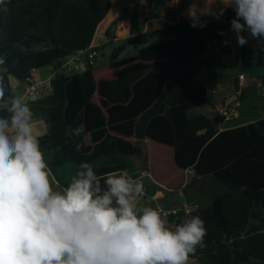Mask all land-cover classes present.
<instances>
[{"label": "trees", "instance_id": "1", "mask_svg": "<svg viewBox=\"0 0 264 264\" xmlns=\"http://www.w3.org/2000/svg\"><path fill=\"white\" fill-rule=\"evenodd\" d=\"M137 1L118 0L114 6ZM189 2L171 12L170 24L122 40L111 54L117 59L125 46L145 45L134 57L96 66L98 55L85 71L57 72L52 89L31 101L35 119L46 127L41 147L61 184L81 161L98 173L147 170L169 193L183 189L188 170L214 177L228 192L208 207L169 218L176 224L198 215L205 222V246L190 258L200 264L264 263V118L220 131L222 116L189 115L195 108H213L208 85L226 72L239 65L264 67V50L254 40L240 47L236 37L224 45L218 33L232 32L231 8L219 20L203 18L204 28L176 20L175 13ZM111 8V0H5L0 54L6 57V98L13 96L10 78L27 83L39 69L61 67L91 46ZM157 37L164 40L149 44ZM259 80L264 87V76ZM7 115L0 102V116ZM76 128L83 131L73 135Z\"/></svg>", "mask_w": 264, "mask_h": 264}, {"label": "clouds", "instance_id": "2", "mask_svg": "<svg viewBox=\"0 0 264 264\" xmlns=\"http://www.w3.org/2000/svg\"><path fill=\"white\" fill-rule=\"evenodd\" d=\"M229 8L237 45L254 40L264 50V0H191L184 15L190 27L204 28L203 18L219 20ZM5 65L0 54V102L8 113L0 116V264H189L205 246L201 217L171 225L167 213L141 202V179L123 170L98 173L87 161L61 184L42 150L31 101L6 98Z\"/></svg>", "mask_w": 264, "mask_h": 264}, {"label": "crops", "instance_id": "3", "mask_svg": "<svg viewBox=\"0 0 264 264\" xmlns=\"http://www.w3.org/2000/svg\"><path fill=\"white\" fill-rule=\"evenodd\" d=\"M157 1L158 0H138L137 2H135L133 4H125V5H121L120 7H113V9L110 12L118 10V11H120V16L117 19L118 21L116 20L117 23L115 24V26L113 28V32L111 33V35L109 37H106V35H105V37L103 39H101L99 45L100 44L102 45L103 43L107 44L110 42H121L122 40H124L128 37H131L134 35H139L142 33H146V32L151 31V30H158V29H161L163 26L170 24L171 23V17H170V21L167 24H165L166 21L163 18L165 16H167L169 10H170V14H171V12L174 10H177V8L179 6L178 7H170L169 6V0H160V4H158ZM178 13L179 12L175 13L176 20H181L183 17L178 15ZM169 16H171V15H169ZM141 18H143V20H144L143 30H142V32H139L138 23H139V20ZM163 22H165V23H163ZM93 44H95L94 41H93ZM55 68L58 70V72H61V71L67 72L65 69L63 70V68H61V67H55ZM242 74L245 75L244 73H239L238 76H235L233 78H227L226 77V78H223V79H221V80H219L213 84H209L208 85V88L210 90L209 95L211 98H212V96L216 95V99H214V100L212 99L213 108L209 107V106L203 107L200 114H203V115L207 116L208 118H214L217 115V111H218L220 105L223 103L224 99L229 97L231 94H233L235 92H241L242 99H243L244 89L247 85L246 84L247 78L245 76L244 80L239 79L240 75H242ZM11 79H14V78H10V83H11ZM32 80L35 82L41 81L40 75L37 72L33 73ZM257 81L261 85L260 80H257ZM28 85H29V82H27V85L25 86V88L23 89V91L21 93V95L27 96V98L29 97V95L33 94L31 92L28 93V89H27ZM11 86H12V84H11ZM13 87L14 86H12V93H13ZM13 96H14V94H13ZM262 118H264V113L262 114V117L259 119H262ZM235 121H236V119H231L227 123V126L229 128L243 126V125H246V124H249L251 122L256 121V119L253 118V119H248V120H239L237 122H235ZM38 127L42 133H44L46 131L45 124L41 120H40ZM138 173L139 172L132 173V175L135 178H139L142 180L143 186H144V189H145L147 195H149V196L157 195V196L161 197L159 199L160 200L159 202L163 205L164 208L172 209L174 207H181L183 205H190V206L198 205L200 207L198 200H189L188 196L186 195V193L184 191L186 189V187L188 186V184L190 183L189 182V176H188L189 174L192 175L194 177V179L201 180V177H196L194 175V171L192 169L187 171V173H186L187 174L186 184L183 187V189L177 193L167 192L164 188L155 184V182L152 180V178L150 176L139 177ZM210 203H212V200ZM146 205L154 207L153 202H147L146 201ZM166 220L170 223L169 219H166ZM170 224L174 225L172 223H170ZM189 264H200V262H199L198 258H190ZM255 264H264V263H258L257 262Z\"/></svg>", "mask_w": 264, "mask_h": 264}, {"label": "rangeland", "instance_id": "4", "mask_svg": "<svg viewBox=\"0 0 264 264\" xmlns=\"http://www.w3.org/2000/svg\"><path fill=\"white\" fill-rule=\"evenodd\" d=\"M183 2V0H182ZM181 2V3H182ZM191 2V1H190ZM160 4V0L157 1ZM181 3L179 5H181ZM139 6V5H138ZM187 7L178 13V15L186 18L184 13L186 12ZM170 10L163 19H165L167 24L170 21ZM187 19V18H186ZM161 24V23H160ZM101 27V24L98 26V29ZM226 35L223 36V41L225 39L235 38V33L227 32ZM96 35V34H95ZM164 39L157 37L151 39L149 44H155L162 42ZM121 42H110V43H103L99 48V57L97 59L96 66H101L104 64H109L114 61L124 60L131 57H134L138 50L144 47L145 45H133V46H125L123 51L119 54L117 59H113L111 54L114 48L120 46ZM219 43H216L211 46V48L206 52L205 55L210 54L215 48L218 46ZM96 46L95 44H93ZM54 69V65L52 66H45L37 71L40 75L41 81L48 79L52 75V70ZM184 70V68H182ZM242 72L246 76V87L244 89L243 99L241 100V107L238 109L237 112L234 113V117L232 119H236L235 122L239 120H248V119H256L262 117L264 113V90L262 86L259 84L257 80L264 76V67L262 68H246L243 65H239L232 72H226L227 78H233L238 76V74ZM35 82V81H34ZM11 84L13 87V94L14 96L21 95L23 89L27 85V83H23L21 81L11 79ZM232 95V94H231ZM212 99H216V95L212 96ZM202 108H195L189 112L190 116L200 114ZM37 124L39 125L40 120L36 118ZM189 176V184L184 190L186 195L188 196L189 200H198L200 207H208L211 203L218 196H222L226 192H228L227 187L224 184H221L217 181L214 177H202L201 180H196L192 175ZM143 204H146V201L143 199L141 201Z\"/></svg>", "mask_w": 264, "mask_h": 264}, {"label": "built area", "instance_id": "5", "mask_svg": "<svg viewBox=\"0 0 264 264\" xmlns=\"http://www.w3.org/2000/svg\"><path fill=\"white\" fill-rule=\"evenodd\" d=\"M118 0H111L112 8L115 7L114 5L117 3ZM110 10V11H111ZM95 47L93 43L91 46L85 49H81L76 51L71 57H69L66 62L61 66L63 70L65 69L68 73H74V72H82L85 71L88 67L94 65L97 57L98 52L95 50ZM58 72L56 68L52 70V75L44 80L39 82H34L33 80H29L28 85V93L31 92L33 94H36L39 96V98L43 95H45L48 91L52 89L51 82L54 75ZM239 79L244 80L245 75H240ZM264 90V87H263ZM241 92H235L229 97L225 98L223 103L220 105L217 114L222 116L223 120L219 124V130H223L227 127V123L234 117V113L238 111V109L241 107ZM126 172L133 178H135L132 173L126 170ZM139 177H147L149 176V172L147 170L140 171L138 173ZM144 200L147 202H153L154 208L161 210L162 212L167 213L166 219H169L170 217L176 218L180 213L189 214L194 209L198 208V205H183L181 207H174L172 209H166L163 207V205L159 202L160 196H149L147 195L145 189H144Z\"/></svg>", "mask_w": 264, "mask_h": 264}, {"label": "water", "instance_id": "6", "mask_svg": "<svg viewBox=\"0 0 264 264\" xmlns=\"http://www.w3.org/2000/svg\"><path fill=\"white\" fill-rule=\"evenodd\" d=\"M120 16V11L115 10L112 12H109L108 15L106 16V18L101 22V27L99 29H97L95 38H94V42L95 45L98 46L101 39H103L105 37L106 31L109 29V27L112 25V23H114ZM143 18H141L139 20L138 23V30L139 32H142L143 30ZM39 98L38 95L36 94H31L28 97L29 101H36Z\"/></svg>", "mask_w": 264, "mask_h": 264}]
</instances>
